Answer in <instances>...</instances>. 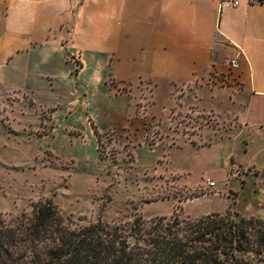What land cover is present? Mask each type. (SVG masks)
<instances>
[{
	"label": "crops",
	"instance_id": "0c3cea01",
	"mask_svg": "<svg viewBox=\"0 0 264 264\" xmlns=\"http://www.w3.org/2000/svg\"><path fill=\"white\" fill-rule=\"evenodd\" d=\"M238 2L0 0V122L26 132L27 115L49 110L64 153L92 157L107 80L118 89L145 80L152 121H209L170 148L188 152L192 185L206 174L224 187L222 210L234 203L264 220V0ZM233 59L234 80L214 83ZM129 101L106 109L135 116Z\"/></svg>",
	"mask_w": 264,
	"mask_h": 264
},
{
	"label": "rangeland",
	"instance_id": "374dc122",
	"mask_svg": "<svg viewBox=\"0 0 264 264\" xmlns=\"http://www.w3.org/2000/svg\"><path fill=\"white\" fill-rule=\"evenodd\" d=\"M145 82L137 80L134 87L118 89L115 81L107 80L109 91L100 108L101 121L93 125L98 143L92 157L64 153L68 141L52 139L55 133L49 110L29 112L26 132L16 124L0 122V212L13 218L30 213L31 204L39 199L50 198L78 225L97 220L123 223L135 217L195 219L228 210L248 217L244 206L234 203L222 210L224 199L218 196V189L224 187L209 188L208 175L192 185L182 172L188 152L170 150L209 121L190 115L177 116L173 123L152 121L147 113L152 88ZM130 98L136 106L135 116L106 109L108 103L123 106ZM239 178L232 172L227 175V179Z\"/></svg>",
	"mask_w": 264,
	"mask_h": 264
},
{
	"label": "trees",
	"instance_id": "16d2710c",
	"mask_svg": "<svg viewBox=\"0 0 264 264\" xmlns=\"http://www.w3.org/2000/svg\"><path fill=\"white\" fill-rule=\"evenodd\" d=\"M30 209L9 219L0 212V264H264L259 217L228 210L78 225L50 198Z\"/></svg>",
	"mask_w": 264,
	"mask_h": 264
},
{
	"label": "built area",
	"instance_id": "2783aa9c",
	"mask_svg": "<svg viewBox=\"0 0 264 264\" xmlns=\"http://www.w3.org/2000/svg\"><path fill=\"white\" fill-rule=\"evenodd\" d=\"M249 3H259L261 0H248ZM220 8H236L239 6L238 0H219ZM229 71L227 74L224 75H215L213 76V82L218 83L222 86L228 85L229 80H234L232 78V74L237 71L238 64L235 59L231 60L228 63ZM215 186V183L208 180V187L213 188Z\"/></svg>",
	"mask_w": 264,
	"mask_h": 264
}]
</instances>
